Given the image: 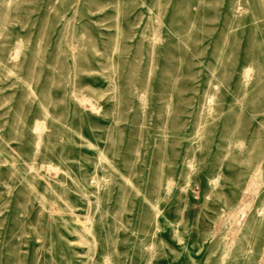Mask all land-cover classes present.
Segmentation results:
<instances>
[{
  "label": "rangeland",
  "instance_id": "1",
  "mask_svg": "<svg viewBox=\"0 0 264 264\" xmlns=\"http://www.w3.org/2000/svg\"><path fill=\"white\" fill-rule=\"evenodd\" d=\"M0 264H264V0H0Z\"/></svg>",
  "mask_w": 264,
  "mask_h": 264
}]
</instances>
